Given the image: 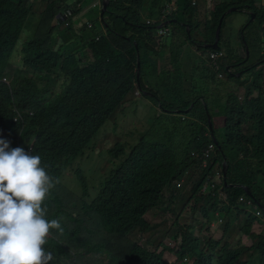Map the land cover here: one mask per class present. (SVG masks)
<instances>
[{
  "label": "trees",
  "instance_id": "16d2710c",
  "mask_svg": "<svg viewBox=\"0 0 264 264\" xmlns=\"http://www.w3.org/2000/svg\"><path fill=\"white\" fill-rule=\"evenodd\" d=\"M198 2L111 0L103 17L101 8L91 11L95 13L88 21L91 27L85 23L76 28L75 16L88 1L0 0V139L39 155L51 176L60 180L72 164L77 170L85 163L78 159L86 151L96 152L104 126L125 116L130 104L137 106L132 97L152 101L162 113L153 126L146 125V133L135 144H122L115 134L118 143L106 154L127 158L100 188L91 187L78 169L72 173L82 187L80 196L65 191L60 183L52 190L46 201L48 219H59L63 234L55 233L45 245L53 253L51 264H68L74 258L78 264H89L80 261L76 251L84 245L88 246L84 255L108 264H169L164 259L168 251L181 264H264V211L261 218L244 211L248 202L264 209L263 58L237 75L236 67L248 62L254 45L246 35L250 22L239 34L246 57L237 58L232 43L220 45L231 14L226 13L232 8L253 11L252 23L264 32V3L259 7L250 0H210V12L202 23ZM67 9L73 13L59 23L57 16ZM224 14L217 51L223 53L221 59L234 61L235 69L225 64L217 69L204 59L215 51L206 45L215 41ZM163 16L171 22L167 33L158 36ZM138 56L142 92L137 84ZM174 66L181 85L174 86V79L171 97L165 86ZM7 76L9 84L3 82ZM237 80L241 82L236 88L245 89L243 96L230 90ZM211 87L223 104H212ZM204 102L218 144L212 139ZM221 107L220 138L213 113ZM158 126L162 135L155 134ZM210 143L215 152L205 168L203 150ZM224 158L229 165L226 177ZM208 181L216 187L205 194ZM183 187L189 190L190 207L177 215L174 208L186 193ZM221 187L224 197L217 193ZM66 192L75 201L62 199ZM69 205L76 209L74 215L65 212ZM151 212L169 214L173 220L166 219L173 221L172 228L154 225L148 219ZM200 220L206 235L195 236ZM216 228L223 233L220 239L209 236ZM170 230L174 235L166 241ZM95 243L101 247L99 255L92 250Z\"/></svg>",
  "mask_w": 264,
  "mask_h": 264
},
{
  "label": "rangeland",
  "instance_id": "374dc122",
  "mask_svg": "<svg viewBox=\"0 0 264 264\" xmlns=\"http://www.w3.org/2000/svg\"><path fill=\"white\" fill-rule=\"evenodd\" d=\"M253 4H255L256 6L260 7V3L263 4L264 0H250ZM204 3H205V7H204ZM198 5L200 6V8H202L201 12H202V16L200 17L199 21L200 22H204L205 21V15L206 12L209 13L210 9H211V3L210 0H200V2H198ZM95 13H84L83 16L75 19L74 25L77 27L83 25L86 23V21H91L92 19H94ZM250 17V19H249ZM251 21V16H249V14H247L244 11H239V12H232L226 20V26L224 28L223 31V38L220 42L221 48H225V44L228 43H232V47L234 48L236 54H237V58H240V55H242V57H246V52L244 55V47L243 45L240 44V31L242 30V28L246 27L248 22ZM246 35L253 41V46H251V50H250V59L248 60L247 63L239 65L236 63V65H239L238 67H236V71H237V75H239V73H241L243 70H246V68L254 65L255 63H259V60H261L263 58V63H264V32H262V27L259 26L257 23H251V26L249 27V29L246 30ZM230 49H232L231 47H229ZM204 59L206 60V58L204 57ZM225 59H221L220 60V65L225 64V66H232L234 65V61H224ZM166 63L168 64V60L165 59ZM207 62V60H206ZM243 68V69H241ZM261 67H259V69H261ZM172 69V67H171ZM178 69V68H177ZM235 69V67L233 68ZM240 69V70H238ZM179 71V69H178ZM242 75V74H241ZM240 75V76H241ZM7 79V82H10L9 77H5ZM175 79L174 77H170L166 83V93L168 95H170L171 97H173V81ZM180 85H181V81ZM177 82V83H179ZM241 82V80H237L236 82H232L230 84V90L237 93L239 96H243L245 89L241 88L240 90H238L236 88V86L239 85V83ZM176 83V84H177ZM175 84V85H176ZM174 85V86H175ZM203 88V87H201ZM225 90V89H223ZM141 92H137L136 95L139 96ZM149 93V92H148ZM154 96L153 93H150ZM218 92H215V88L211 87V90L209 92V97L215 98L214 100H212V104H223L222 101H220V98H216L218 97ZM223 94V93H222ZM221 94V95H222ZM146 95V94H145ZM224 95V94H223ZM150 96V95H148ZM150 96V97H153ZM220 96V94H219ZM137 98V99H136ZM131 99H135L137 106L136 105H132L130 104V106H128V109L126 110V115L120 117L119 121H112V122H108L104 128L102 129L101 133L98 135L97 139H99V142L96 146V152L90 153L89 151L85 152L84 158L83 159H78L81 161H86L85 163H82L79 166V170H81L83 173H85L87 179H88V184L92 187L93 185L99 186L100 183L101 185L110 178L111 174L116 171L119 168L120 164H123L124 161L126 160L127 156H121V157H114L111 155H107L106 151L108 152L110 149L114 148L115 144L118 143V140L116 138V135H118L121 138L122 144H130L132 145V143H136L137 140L144 134L146 133V125H150L153 126L156 123V119L160 118V115L162 114L158 107L156 106V108H154V103L152 101H148L147 99H142L139 97H132ZM178 99V98H177ZM176 99V100H177ZM133 100H130V102ZM149 102V104H148ZM149 107H151V109H149ZM192 108V107H191ZM191 108L189 110H185L184 112L189 113ZM205 108V107H204ZM180 110H175L173 112L178 113ZM224 111L223 107H221V110L217 109L216 111H214L213 113V121H214V125H215V133L217 134L218 137L221 138V136L223 135L224 132V118L221 115L222 112ZM153 115L152 120L150 119V117ZM155 117V118H154ZM166 117V116H165ZM154 118V120H153ZM212 122V121H211ZM115 123H117L118 125L115 126ZM149 123V124H148ZM164 125V124H163ZM162 125V126H163ZM162 126H158L156 128L155 134L156 135H162V133H159L158 131L160 130V128ZM134 128L138 129V132L134 133L133 130H135ZM116 134V135H115ZM77 161V160H76ZM69 172L65 174V176L59 180V183L61 185V187L65 190L68 191L70 194H72L73 196H80L82 193V187L74 180V172H76L77 170L75 169V167H73V164L68 168ZM73 172V173H72ZM101 185L99 186V188L101 187ZM62 188H61V192H62ZM183 190H185V188H182ZM60 192V194H61ZM68 192H66V196H62L63 198H66L68 200H74L75 201V197H72ZM185 194L181 197H178V201L177 206L174 208L175 212L177 215H180V213L183 211V209L189 205L190 203V193L189 190H185ZM64 194V193H63ZM190 207V205H189ZM247 213H251L252 210L251 209H247L246 210ZM68 214H72L74 215L76 212L75 208H72L70 205L67 207V210L65 211ZM201 215L198 213L196 215V217H200ZM244 217H247V215H245ZM172 219L173 218L168 214L166 216L164 215H159L156 213H149L148 214V219L150 221H155V223H153L156 226L159 227H163L165 225L167 226H173V221L168 222L167 219ZM203 219V218H201ZM241 220H243V218H241ZM183 221V220H182ZM203 220H200L199 224H195L197 229L195 232V236H198L199 233L204 234L205 231L203 230V224H202ZM182 223V222H181ZM184 223V221H183ZM182 223V224H183ZM185 224V223H184ZM171 234L168 236L169 239H172V236L174 235L172 233V230L169 231ZM237 230H234V235L237 234L236 233ZM158 231H155L153 233V237H155L157 235ZM206 235V234H204ZM223 233L219 230V229H214L212 234L209 235L213 238H217L220 239L222 237ZM88 237V236H87ZM167 243V242H166ZM84 248V246L82 248L76 249V251H80V256H81V260H85V257H83L81 250ZM92 250L94 251V253L96 255L101 254V247L99 244L95 243L92 246ZM164 259L166 261H168L169 263L173 262L175 260V255L172 252H166L164 255ZM105 261V264H108V262ZM187 264H192V262Z\"/></svg>",
  "mask_w": 264,
  "mask_h": 264
},
{
  "label": "clouds",
  "instance_id": "9594fccd",
  "mask_svg": "<svg viewBox=\"0 0 264 264\" xmlns=\"http://www.w3.org/2000/svg\"><path fill=\"white\" fill-rule=\"evenodd\" d=\"M85 1L88 4L80 13L87 11L90 14L94 9L89 5L90 0ZM58 183L59 180L51 176L47 166L42 164L39 155L26 152L22 147L12 148L10 142L0 139V264H51L53 253L45 245L55 233L62 235L63 228L59 219H48L46 201ZM259 208L263 213L264 209L260 205ZM87 239L90 240L89 237ZM165 245L179 249L172 243ZM87 248L84 245L81 253ZM82 255L85 260H81L79 255L80 261L89 264L106 261L97 256ZM68 264L78 262L74 258ZM169 264L181 263L174 260Z\"/></svg>",
  "mask_w": 264,
  "mask_h": 264
},
{
  "label": "built area",
  "instance_id": "2783aa9c",
  "mask_svg": "<svg viewBox=\"0 0 264 264\" xmlns=\"http://www.w3.org/2000/svg\"><path fill=\"white\" fill-rule=\"evenodd\" d=\"M91 1H92L91 2V9H96L97 7L101 8V3H99V1H96V0H91ZM164 20H165V17L163 16V18L161 19L162 23L157 27L158 36H164L167 33L166 26H164V27L161 26L163 23H165ZM150 22L151 21H148V23H150ZM152 22L154 23L155 21H152ZM87 24H88L89 27L92 26L91 23L87 22ZM222 56H223V53L222 52H218L217 50H215L213 52H209V53L204 55V57L206 58L207 62L211 66H213L214 68H217V69H219V67H220V64L218 63V61H220ZM219 76L222 77V75H219ZM3 82L9 84L7 82L6 78H3ZM214 152H215V144H213V143H210L208 145V147L203 150V158H204L203 162H202V166L203 167L207 168L209 166V161L212 159ZM178 186L180 187V184ZM215 187H216L215 183L208 181V183H206L204 185L203 192L205 194L209 193ZM217 193H218V195L220 197H224L225 196L222 187L217 189ZM247 209H251L252 210V212L250 214H253V215H255L258 218L262 217V211L260 210L259 205L257 203L255 205H252L251 202H248L247 206L244 208V211H246ZM221 221H223V220L221 219Z\"/></svg>",
  "mask_w": 264,
  "mask_h": 264
},
{
  "label": "water",
  "instance_id": "95a60500",
  "mask_svg": "<svg viewBox=\"0 0 264 264\" xmlns=\"http://www.w3.org/2000/svg\"><path fill=\"white\" fill-rule=\"evenodd\" d=\"M110 1H111V0H102V4H101V17H103L104 14L108 11V7H109V4H110ZM238 11H240V10H239V8L236 7V8H232V9H230L226 14H230V13H232V12H238ZM242 11L247 12V13H249V14L251 15V21H250V23H252V22L254 21L255 17H256V14H255L254 12H252V11H247V10H242ZM226 14H224V15L222 16V18L220 19V21H219V25H218L217 32H216V39H215V41H214L212 44H208V45H206V48H210V49H214V50H217V49L219 48L220 34H221V27H222V23H223V20H224ZM69 15H70V13H69V10H68V9L65 10V11H62V12L59 13V15L57 16V20L59 21V23H63V22L68 18ZM170 22H171V21H167V22L163 23L161 26L164 27V26L170 24ZM161 26H160V27H161ZM243 38H244V37H243ZM245 47H246V50H247V55H249L248 45H247L246 42H245ZM137 63H138V68H137V84H138V88H139V90L142 92V88L140 87V70H141V61H140V59H139V56H138V61H137ZM240 75H241V73H239L238 76H240ZM144 93H145L146 95L153 96L152 94H150V93H148V92H146V91H144ZM203 101H204V100H203ZM204 105H205V109H206V112H207V115H208V120H209V125H210V131H211V134H212V139H213V141H214L216 144H218V142H217V140H216V138H215V136H214V134H213V126H212V122H211L210 115H209V112H208V106L205 104V102H204ZM228 167H229V165H228V163H227V160H226V158H224V161H223V173H224V176H225V177L227 176V173H228ZM234 186H236V185H233V184H227V187H234ZM243 188H244L246 191H248L247 193H248L249 195H251V192H249V190H248L247 187H243Z\"/></svg>",
  "mask_w": 264,
  "mask_h": 264
},
{
  "label": "crops",
  "instance_id": "0c3cea01",
  "mask_svg": "<svg viewBox=\"0 0 264 264\" xmlns=\"http://www.w3.org/2000/svg\"><path fill=\"white\" fill-rule=\"evenodd\" d=\"M199 2H200V0H199ZM204 7H205V3H204ZM201 10H202V8H201ZM70 13H72V12H70ZM84 13H88L87 11H83L82 13H80L79 15H76L75 16V19H77V18H79V17H81V16H83V14ZM89 14V13H88ZM88 21H86V23H87ZM176 67L174 66V68H172V69H170V72L169 73H171V72H173V70H174V73H173V77L175 76V79H176V82H175V84L177 83V82H179V80H181V77H180V75H179V72H177L176 71ZM174 84V85H175ZM215 239H217V238H215ZM243 243H247V239L246 238H243Z\"/></svg>",
  "mask_w": 264,
  "mask_h": 264
}]
</instances>
